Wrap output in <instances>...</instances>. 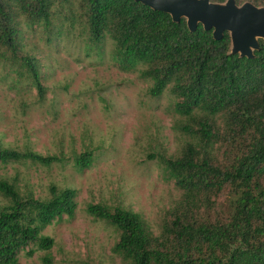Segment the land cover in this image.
Masks as SVG:
<instances>
[{"label":"trees","instance_id":"1","mask_svg":"<svg viewBox=\"0 0 264 264\" xmlns=\"http://www.w3.org/2000/svg\"><path fill=\"white\" fill-rule=\"evenodd\" d=\"M235 2L264 6V0ZM56 4L70 5L64 20L79 23L91 41L107 33L118 56L143 62V75L155 82L151 95L170 87L175 110L196 125L184 126L192 141L165 161L182 197L158 235L135 212L88 206L116 230L112 252L127 264H264V42L253 59L229 55L226 32L219 41L201 25L189 32L184 19L173 23L133 0H0V54L26 69L39 102L45 88L38 60L23 50L21 26L49 27ZM28 162L46 167L59 160L0 143V164ZM49 191L51 198L41 200L0 179L6 201L0 203V264H20L19 253L30 246L50 250L53 240L42 231L74 216L78 191Z\"/></svg>","mask_w":264,"mask_h":264},{"label":"rangeland","instance_id":"2","mask_svg":"<svg viewBox=\"0 0 264 264\" xmlns=\"http://www.w3.org/2000/svg\"><path fill=\"white\" fill-rule=\"evenodd\" d=\"M68 6H54L49 27L21 21L23 50L38 60L42 102L21 63L0 54V143L59 160L46 167L0 164V179L41 200L51 198V186L78 191L74 216L42 231L51 249L27 247L18 262L127 264L112 252L116 230L88 206L135 212L158 235L182 197L165 161L192 141L184 126L196 125L175 110L170 87L151 95L155 82L143 75L146 65L118 56L107 33L91 41L79 23L65 21Z\"/></svg>","mask_w":264,"mask_h":264},{"label":"water","instance_id":"3","mask_svg":"<svg viewBox=\"0 0 264 264\" xmlns=\"http://www.w3.org/2000/svg\"><path fill=\"white\" fill-rule=\"evenodd\" d=\"M154 10L168 14L173 23L184 19L189 32L194 33L198 25L211 31L219 41L226 32L230 38L229 55L253 59L264 42V6L250 2L237 5L235 0L222 3L210 0H133Z\"/></svg>","mask_w":264,"mask_h":264}]
</instances>
